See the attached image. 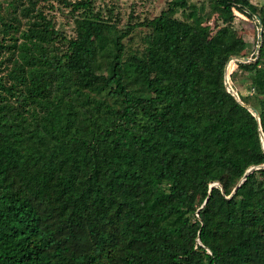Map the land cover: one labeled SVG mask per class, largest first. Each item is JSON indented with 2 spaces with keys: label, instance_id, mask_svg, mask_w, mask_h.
Here are the masks:
<instances>
[{
  "label": "trees",
  "instance_id": "obj_1",
  "mask_svg": "<svg viewBox=\"0 0 264 264\" xmlns=\"http://www.w3.org/2000/svg\"><path fill=\"white\" fill-rule=\"evenodd\" d=\"M15 1L0 14V264H264V10L244 61L232 23L256 16L248 0H209L205 33L171 17L187 0L121 33L90 0H59L78 15L69 38L48 0ZM136 27L142 53L122 43Z\"/></svg>",
  "mask_w": 264,
  "mask_h": 264
},
{
  "label": "rangeland",
  "instance_id": "obj_2",
  "mask_svg": "<svg viewBox=\"0 0 264 264\" xmlns=\"http://www.w3.org/2000/svg\"><path fill=\"white\" fill-rule=\"evenodd\" d=\"M9 0H0V14L6 16L10 8L6 7ZM22 2L24 0H21ZM20 1V2H21ZM71 2L76 0H69ZM94 13H97L102 19L109 18V21L115 25L119 33L126 30L129 25L140 23L146 19H150L159 14L161 10L166 8L169 0H90ZM250 4L256 7L257 14L255 17L247 19L239 13L234 12V21L232 23L233 32L240 37L246 44L243 54L250 59L255 54L257 41L259 39L260 28L257 24L259 18L262 17L264 10V0H248ZM19 1H15L17 6ZM43 7L44 14L51 19L56 30L61 32L67 38L73 36L74 25L73 19L77 14L71 15L68 9L59 4V0H48L47 2L39 1L37 8ZM108 12L110 14L108 15ZM217 11L211 5L209 0H187L185 9H176L171 14V17L183 23H186L193 29L205 33L211 29L216 31L215 15ZM118 33V34H119ZM149 33L146 28L136 27L132 32L122 40L123 45L129 52L142 53L144 49V37ZM116 34H112L115 38ZM242 59V58H241ZM241 59H237L240 61ZM234 61V60H232ZM231 63L234 65V63ZM234 68V66H233ZM234 71V69H233ZM232 71V72H233ZM231 72V73H232ZM228 77L230 87L237 91L241 96L247 95V90L243 77L239 74ZM232 77V84L230 82ZM98 79L94 81L97 82Z\"/></svg>",
  "mask_w": 264,
  "mask_h": 264
},
{
  "label": "water",
  "instance_id": "obj_3",
  "mask_svg": "<svg viewBox=\"0 0 264 264\" xmlns=\"http://www.w3.org/2000/svg\"><path fill=\"white\" fill-rule=\"evenodd\" d=\"M242 60H244V61H248L247 59H242ZM231 61H232V59L229 60V62H231ZM225 74H226V69H225ZM225 74H224L223 84H224V87H225L227 93H229V94L234 98V100H235L239 105L242 106V103L239 101V99H238V97H237V94H236L235 92H233L232 88L230 87V84H229V82H228V77H226ZM251 113H252L254 119L256 120V122H257V124H258L259 120H258V115H257L256 111L251 110ZM261 147H262V149H263V151H264L263 140H262V142H261ZM261 167H264V164L261 165ZM258 168H259V167H258ZM249 171H250V169L244 173V176H246L247 173H248ZM242 180H243V178L240 180V182H241ZM240 182H239V183H240ZM239 183H238V184H239ZM237 186H238V185H237Z\"/></svg>",
  "mask_w": 264,
  "mask_h": 264
},
{
  "label": "clouds",
  "instance_id": "obj_4",
  "mask_svg": "<svg viewBox=\"0 0 264 264\" xmlns=\"http://www.w3.org/2000/svg\"><path fill=\"white\" fill-rule=\"evenodd\" d=\"M233 62V61H232Z\"/></svg>",
  "mask_w": 264,
  "mask_h": 264
}]
</instances>
